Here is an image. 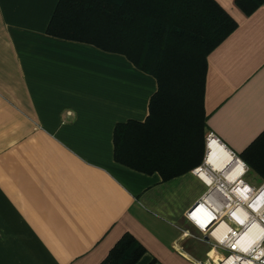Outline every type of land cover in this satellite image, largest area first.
<instances>
[{
  "label": "crops",
  "instance_id": "obj_1",
  "mask_svg": "<svg viewBox=\"0 0 264 264\" xmlns=\"http://www.w3.org/2000/svg\"><path fill=\"white\" fill-rule=\"evenodd\" d=\"M58 1L0 0V264H100L125 233L145 249L135 264H213L223 252L186 217L206 191L193 169L162 181L114 160L155 78L48 35ZM214 1L236 28L207 56V135L238 156L264 132V1Z\"/></svg>",
  "mask_w": 264,
  "mask_h": 264
},
{
  "label": "trees",
  "instance_id": "obj_2",
  "mask_svg": "<svg viewBox=\"0 0 264 264\" xmlns=\"http://www.w3.org/2000/svg\"><path fill=\"white\" fill-rule=\"evenodd\" d=\"M263 1L236 4L250 14ZM235 28L214 0H59L46 32L120 54L155 78L147 119L116 125L113 156L168 181L203 163L207 56ZM238 158L264 184V132ZM144 253L125 233L100 264H135Z\"/></svg>",
  "mask_w": 264,
  "mask_h": 264
},
{
  "label": "built area",
  "instance_id": "obj_3",
  "mask_svg": "<svg viewBox=\"0 0 264 264\" xmlns=\"http://www.w3.org/2000/svg\"><path fill=\"white\" fill-rule=\"evenodd\" d=\"M212 143L226 149L235 162H241L238 156L230 152L213 133H209L205 139L204 161L192 171L204 182L206 191L190 207L186 217L204 234V240L213 250L223 252L213 264H225L228 260H232L231 264H264V201L259 203L257 209L252 207L264 191V184L254 189L244 182L243 177L247 169L243 163V170L232 180L228 178L227 165L217 169L208 163L207 156L210 154ZM201 174H204L209 181L202 178ZM236 192L240 195H236ZM221 224L227 226L223 236L219 231ZM254 225H258L261 232L244 249L239 241Z\"/></svg>",
  "mask_w": 264,
  "mask_h": 264
},
{
  "label": "bare ground",
  "instance_id": "obj_4",
  "mask_svg": "<svg viewBox=\"0 0 264 264\" xmlns=\"http://www.w3.org/2000/svg\"><path fill=\"white\" fill-rule=\"evenodd\" d=\"M207 162L212 164L217 169H221L227 165V167H229L228 178L230 180L236 178L243 170L241 162L240 163L235 162L223 147L215 143L211 144V151L210 154L207 156ZM201 177L204 178L206 181H209L204 176V174H201ZM237 194L239 193L236 192V195ZM261 201H264V191L262 192V194H260L257 201L254 203L252 207L257 209ZM225 229H227L226 224H221L219 231L222 232L221 234L222 236ZM260 232L261 229L258 225H254L252 229L245 232L239 241L241 247L246 249L247 246L250 245L259 236ZM218 234L220 233L218 232ZM231 263L232 260H228L225 264H231Z\"/></svg>",
  "mask_w": 264,
  "mask_h": 264
},
{
  "label": "rangeland",
  "instance_id": "obj_5",
  "mask_svg": "<svg viewBox=\"0 0 264 264\" xmlns=\"http://www.w3.org/2000/svg\"><path fill=\"white\" fill-rule=\"evenodd\" d=\"M206 74H207V69H206ZM205 79H206V76H205ZM207 137V134L205 135V138H204V142H205V139ZM243 180L249 184L250 186L252 187H258L260 184H261V180L258 179L252 172L248 171L247 174L243 177Z\"/></svg>",
  "mask_w": 264,
  "mask_h": 264
},
{
  "label": "water",
  "instance_id": "obj_6",
  "mask_svg": "<svg viewBox=\"0 0 264 264\" xmlns=\"http://www.w3.org/2000/svg\"><path fill=\"white\" fill-rule=\"evenodd\" d=\"M207 239V238H206Z\"/></svg>",
  "mask_w": 264,
  "mask_h": 264
}]
</instances>
